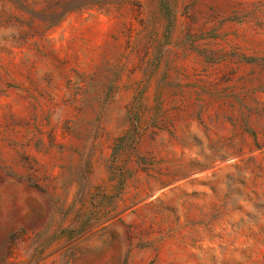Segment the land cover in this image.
<instances>
[{
  "label": "rangeland",
  "instance_id": "374dc122",
  "mask_svg": "<svg viewBox=\"0 0 264 264\" xmlns=\"http://www.w3.org/2000/svg\"><path fill=\"white\" fill-rule=\"evenodd\" d=\"M0 264H264V0H0Z\"/></svg>",
  "mask_w": 264,
  "mask_h": 264
}]
</instances>
